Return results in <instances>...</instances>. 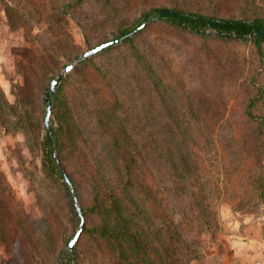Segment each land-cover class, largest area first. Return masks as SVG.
Returning a JSON list of instances; mask_svg holds the SVG:
<instances>
[{
  "label": "rangeland",
  "instance_id": "374dc122",
  "mask_svg": "<svg viewBox=\"0 0 264 264\" xmlns=\"http://www.w3.org/2000/svg\"><path fill=\"white\" fill-rule=\"evenodd\" d=\"M150 9L264 19V0H0V264H227L249 245L264 264V43L157 20L121 43Z\"/></svg>",
  "mask_w": 264,
  "mask_h": 264
},
{
  "label": "trees",
  "instance_id": "16d2710c",
  "mask_svg": "<svg viewBox=\"0 0 264 264\" xmlns=\"http://www.w3.org/2000/svg\"><path fill=\"white\" fill-rule=\"evenodd\" d=\"M156 20L182 30L189 31L196 35L210 34L219 38H231L243 41L250 40L258 49L264 43V19L230 20L204 16L193 12H184L176 9H150L141 17L139 21L134 22L132 25L121 31L119 38H124L121 43L126 44L131 42L136 34L144 30L145 23ZM119 38L115 41L107 42L109 43V46L97 54L107 50L113 44L118 43ZM46 102L50 103L48 99ZM43 147L45 166L54 176H56V178H59L61 181H66V175L62 172L54 157V150L57 148L56 137L49 132L46 133L43 140ZM114 233L115 231L111 230L109 226H102L100 228V235L105 238L108 235H110L108 237L118 235L116 234L113 236ZM119 235L122 237L129 236L127 231H123L121 233L119 232Z\"/></svg>",
  "mask_w": 264,
  "mask_h": 264
},
{
  "label": "water",
  "instance_id": "95a60500",
  "mask_svg": "<svg viewBox=\"0 0 264 264\" xmlns=\"http://www.w3.org/2000/svg\"><path fill=\"white\" fill-rule=\"evenodd\" d=\"M108 46H109V43H105V44H102L100 46H97V47H95V48H93L91 50H88L87 52H85L82 55L81 59H86L88 57H91V56L97 54L98 52H100L101 50L107 48ZM75 64L76 63H74L72 65H69L66 68H64V70L62 72V75H65L68 72H70L72 70V68L74 67ZM60 78H61V76H58L56 79H54L51 82V84H50V95L51 96H53L55 94L56 85L58 84ZM50 115H51L50 104L47 103V114H46V118H45V125L46 126H48ZM66 181L69 184V186H71V183L68 180H66ZM76 209H77L78 214L81 215L80 209L78 207H76ZM80 234H81V229L76 233V235L74 236V238L68 244V249L71 252H73L74 245L78 241V238L80 237Z\"/></svg>",
  "mask_w": 264,
  "mask_h": 264
},
{
  "label": "crops",
  "instance_id": "0c3cea01",
  "mask_svg": "<svg viewBox=\"0 0 264 264\" xmlns=\"http://www.w3.org/2000/svg\"><path fill=\"white\" fill-rule=\"evenodd\" d=\"M248 247L247 250H244L241 246L233 248L230 261L227 264H263L254 247L250 245Z\"/></svg>",
  "mask_w": 264,
  "mask_h": 264
}]
</instances>
